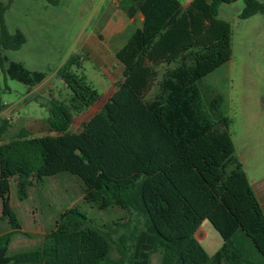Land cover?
<instances>
[{
    "label": "trees",
    "instance_id": "1",
    "mask_svg": "<svg viewBox=\"0 0 264 264\" xmlns=\"http://www.w3.org/2000/svg\"><path fill=\"white\" fill-rule=\"evenodd\" d=\"M0 2V68L32 89L46 73L7 60L4 50L26 42L9 33ZM238 0H119L127 18L143 16L142 26L119 49L122 79L77 132L74 116L100 100L87 83L80 58L70 55L56 75L70 95L51 101L48 124L57 135L31 136L21 129L0 144V264H264V211L235 155L223 98L201 80L231 58V26L218 17L221 4ZM240 19L264 16V2L242 0ZM75 69V71H74ZM1 92V88H0ZM5 105L0 101V113ZM7 126L3 121L0 135ZM77 177L84 199L100 210L117 207L125 217L95 226L79 209L68 208L57 223L88 227L56 235L50 246L8 255L21 225L10 203L44 177ZM207 220L222 240L207 255L195 238ZM111 242L118 259L110 257Z\"/></svg>",
    "mask_w": 264,
    "mask_h": 264
},
{
    "label": "rangeland",
    "instance_id": "2",
    "mask_svg": "<svg viewBox=\"0 0 264 264\" xmlns=\"http://www.w3.org/2000/svg\"><path fill=\"white\" fill-rule=\"evenodd\" d=\"M119 0H12L4 14L9 33L20 30L26 42L18 50H4L7 60L22 63L28 70L46 73L38 86L27 87L10 79L0 68V144L17 136L21 129L31 136L57 135L48 124L51 101H64L70 95L56 71L70 55L80 58L79 73L100 95V100L85 113L74 116L71 131L98 112L114 91V82L122 79L121 64L105 48V38L125 27L126 15L118 8ZM183 1V0H182ZM264 1V0H261ZM8 3V0H0ZM243 1L221 4L218 17L231 26V58L201 80L200 85L224 98L222 111L230 119L229 131L235 155L241 159L254 188L264 178V16L256 14L240 19ZM83 65V67H82ZM122 67V66H121ZM75 71V69H74ZM112 79V80H111ZM260 182V181H259ZM16 180L11 179L10 203L20 222L8 255L37 250L51 245L56 235L88 227L78 223H57L68 208L79 209L95 226L120 220L125 213L117 207L100 210L98 204L84 199L81 181L68 173L44 177L28 189L27 198L16 197ZM260 184V183H259ZM1 211V210H0ZM9 231L6 220H0V234ZM196 238L207 255H213L222 240L211 224L204 220ZM110 244V257L118 259ZM159 254L151 257L157 264Z\"/></svg>",
    "mask_w": 264,
    "mask_h": 264
},
{
    "label": "crops",
    "instance_id": "3",
    "mask_svg": "<svg viewBox=\"0 0 264 264\" xmlns=\"http://www.w3.org/2000/svg\"><path fill=\"white\" fill-rule=\"evenodd\" d=\"M178 1H179V3H180L182 8H185L191 2V0H183V1L182 0H178ZM259 1H261V0H259ZM262 2H264V1H262ZM142 22H143V16L141 14H138V15H136L135 17H133L131 19L128 18V22L126 23L125 27L118 28L115 31L111 32V34L106 36V38H105V40H106L105 41V48L107 50H109L112 53V55L115 57L116 52L119 49H121L126 44L128 39L135 32V30H137L138 28H140L142 26ZM82 67H83V65H82ZM119 67L122 68L121 66H119ZM216 94H218V93H216ZM219 95L223 98V96L221 94H219ZM223 103H224V98H223ZM222 107H223V105H222ZM81 127H82V125H81ZM69 131L70 132H77V131H71V126L69 128ZM229 135H230V139L232 141L230 131H229ZM232 144H233V147H234L233 141H232ZM234 151H235V147H234ZM238 160L240 161V163L242 165V169H243L244 173L246 174V177H247V179H248V181H249V183H250V185H251V187H252V189H253L256 197H257V200H258V202H259V204L261 206L262 211H264V178L259 180L260 182L257 181L255 183V185H257V186H256V188H254V185H253L252 181L249 179L248 173L245 170L244 164L242 163L241 159L238 158ZM56 176H58V175H56ZM56 176H53V177H56ZM112 208H114V207H112ZM0 210H1V201H0ZM0 220H3L2 217H1V211H0ZM199 232L200 231H199V228H198V230L195 233V238H196L197 233H199Z\"/></svg>",
    "mask_w": 264,
    "mask_h": 264
}]
</instances>
